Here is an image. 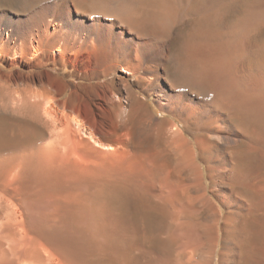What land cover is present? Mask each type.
<instances>
[{
    "label": "bare ground",
    "instance_id": "1",
    "mask_svg": "<svg viewBox=\"0 0 264 264\" xmlns=\"http://www.w3.org/2000/svg\"><path fill=\"white\" fill-rule=\"evenodd\" d=\"M71 3L72 0L46 2L29 16L28 23L14 21L10 16L0 13V26H4V29L16 26L9 38L18 43V48L13 50L14 60L27 59L30 63L34 62L35 66H40L42 62L61 60L64 68H71L72 72L87 79L99 80L116 70H120L124 77L113 78L109 84L105 81L83 84L70 92V100L73 98V101L70 103L68 98V105L64 101L62 104L59 102L61 95L56 94L58 90L51 84L52 78L47 76L48 83L32 91L30 105L43 109V114L32 118L44 122L51 119V116L55 118L59 115L60 120L67 123L72 146L74 144L75 149L80 151L79 154L75 153L72 148L73 156L68 158L73 159L72 162L79 167L78 173L84 174L86 179L83 183L89 179L94 183H107L106 180H125L128 183L131 176L128 173L133 175L136 167L131 170L123 165L128 162H123L121 157L126 149V143L123 142L130 139L129 127L133 128L142 118L148 100L152 99L162 113L177 117L184 125L193 126L200 133L194 140H190L182 129L165 117L146 116L149 120L142 122V125L149 128L148 138L153 139L158 146L140 151L146 153L143 158L146 159L143 166L145 170L142 169L145 171V183L139 182L142 176L137 180L139 172L133 175L142 184L140 188H145L146 195L155 202L147 207L151 208L155 204L159 213L170 220L183 239L181 256L184 258L177 260L178 264H250L253 258L255 264H264V42L259 44L255 39L259 26L264 24V8L244 14L236 7L241 4V0H118L117 6L111 5L116 6V17H104L101 15L104 13L92 12L88 14L87 20L73 16ZM227 18L232 19L226 24L224 20ZM50 21L60 27L53 34L49 33ZM187 21L190 26L180 47L184 55L182 57L178 54L182 58L174 63L177 77L174 74L175 79L172 81L164 69L169 44L174 29L185 25ZM1 30L0 41L3 33ZM9 44L6 42L4 46ZM116 80L122 85L115 87ZM132 82L144 86V99L132 90ZM168 124L171 125L166 128ZM4 131L7 135L13 129L10 126L0 128V136L5 135ZM108 136L115 137V143L109 139L107 141L111 144L104 143V138ZM241 147L245 148L246 154ZM198 154L206 165L198 161ZM162 159H169L173 164L170 167L168 165L166 171L163 167L164 176L155 181L157 178L154 180L152 174L156 166H162L163 163L167 167ZM113 163L116 164L114 168L106 166H113ZM116 167L124 169L118 173ZM110 169L118 175H114L116 172ZM126 173L130 176L127 177ZM76 176L72 178L81 181V177L79 179ZM133 176L130 183L135 181ZM207 179L210 182L209 188L205 184ZM89 182L88 187L92 184ZM120 183L121 189L129 190L128 186L125 187L127 184L124 186L122 181ZM108 184L114 186L116 183ZM93 185L96 186L92 184L91 187ZM116 185L115 188H119ZM107 186L102 187L108 190ZM91 187L90 190L93 189ZM111 189L113 187L110 188L112 193ZM130 190H134L133 187ZM89 191L87 188L75 191L76 199L69 192L68 197L72 199H68L70 203L64 201L69 204L62 203L66 205V211H62L63 216L55 214L56 219L61 218V227L52 226L56 230L47 229L49 232H45V228L42 230L45 232L44 237L43 232L39 235L63 264L105 263L100 259L102 249L99 250L95 244L100 238L93 231L99 221L105 220L113 226L117 219L115 221V217L112 218L114 207L108 206V201L104 202L107 199L102 200L101 194L96 196V193L90 191L99 198L96 201V198L89 195ZM99 191L104 192L102 189ZM124 191L126 193L127 190ZM144 191L141 190L142 194ZM97 193L99 195L100 192ZM109 198L115 201L112 194ZM149 198L147 201H152ZM71 200H76V203L72 202L75 203L73 206H70ZM99 200L104 203L99 205ZM67 205L70 207L67 208ZM108 207L113 208V211ZM122 208H118L120 212ZM149 211L146 209V212ZM140 213L138 215L142 216ZM133 214L137 215L136 212ZM119 215L122 217V214ZM121 217L118 216L119 219ZM38 247L30 250V258L36 259L35 262L32 260L33 264H41L45 256ZM22 255L26 256V253ZM152 259V264H172L160 255ZM116 264L140 262L130 261L121 255Z\"/></svg>",
    "mask_w": 264,
    "mask_h": 264
},
{
    "label": "rangeland",
    "instance_id": "2",
    "mask_svg": "<svg viewBox=\"0 0 264 264\" xmlns=\"http://www.w3.org/2000/svg\"><path fill=\"white\" fill-rule=\"evenodd\" d=\"M49 1L51 0H0V13L10 16L14 21H20L21 23H24L30 19L29 16L31 17L32 14H34L37 10H39V8H41L43 4ZM72 1H73V3H71L73 4L72 11H73V16L75 18L78 17V18H84L88 20L89 17L87 16L88 14L92 12H96L99 14L104 13V14H101L104 17L105 16L106 17H116L115 16L116 12H114V8L117 6L118 0H88L87 2H84V1L82 2V0H78L80 2H78L77 0H72ZM87 3H89L90 5ZM113 4L116 6L115 7L111 6ZM236 7H239L240 8L239 11L241 10V12L245 14V12H248L251 10H259V9L264 8V0H241V4H238ZM112 12L114 13L113 16H112ZM48 18L52 19L51 16H48ZM231 19L227 18L226 21L224 20V23L227 24V21L230 22ZM52 21L49 22L50 24L49 33L51 34L55 33V31H57L60 28L59 25L54 24ZM189 26H190V22L187 21L185 25L175 28L174 35L172 36L170 40L169 55L167 58V62L164 65V69L166 70L169 78L172 81L173 79H175L174 74L176 75V73H174L175 71L174 63H176V61L180 59L181 57L180 55H182V57L184 55L182 53L183 51L180 50L181 49L180 47L184 39L187 36ZM3 27L4 26H0V28H2L1 31L3 32L2 38L0 41L1 42L0 43V128L2 129L5 126H10L12 127L13 131L7 132V135L5 134V131H4L5 137L3 135L0 136V264H33L32 260H34L35 262L36 259L30 258L32 257L31 256L32 251L30 252V250L32 248L35 249L36 247H38V245L40 248L38 247L37 249H40V250L42 249L41 252L45 254V256L43 257L44 259L41 260V264H63L55 255H53V252L51 253L52 250H49L50 249L49 244L46 243L45 240L43 241V239L40 238L39 235H42V232H43L42 230L45 228H46L45 232L47 231L49 232L50 230H56L53 227L55 228H58V226L61 227V221H60L61 218L59 220L56 219L57 216H55V214L60 213L58 214V216L59 217L63 216L62 213L66 211V205L64 204L62 205V203L65 200L69 201L68 199L71 198L70 197L71 195L73 196L72 197L73 199H76L75 196L77 195V193L75 191L79 192L80 188H87L89 191L90 190L89 188L91 187L92 184L96 185L98 182H101V181L97 182V180H95L97 183H94L92 179L88 178L89 181L92 182L90 187H88L89 181L86 183H83L85 182V179H86L84 177V174L80 172V174L82 175L81 176L78 173L79 167L74 164L75 162L74 163L72 162L73 159L72 160L69 159L71 156H73L72 148L74 150L73 152L75 153H78V152L80 153V151L75 149L74 144L72 146V142H71L72 139L68 132L67 123H65L64 121H61L60 118L58 117L59 115L56 116L55 118L51 116V119H47V121H44V122L43 121L38 122L36 121V119H33L32 118L33 116H38L39 114H43V109L38 106L30 105L31 96H33V92L35 90L40 89L41 85L43 86L46 85L48 83V79L52 78L51 80L53 81V83L51 84L55 86L58 90L57 91L58 93L56 94L58 96L61 95V97L58 98L59 102L61 104L66 102L69 105L70 103H72L71 101H73V98H71L70 100V92L74 91L75 89H78V87H80L81 85L90 84V83H100L104 81L107 84H109L113 78L118 79L119 77L123 78L124 76H123V73L120 72V70H116L99 80L98 79H87V78H84L82 75L75 73L74 71L72 72L71 68H64V65L62 64L61 60L55 61V62L47 61V63L42 62L40 66H35L34 62L30 63L29 61H27V59L14 60L15 56H14L13 50L16 49V47L18 48V43H15L14 40L9 39V38H10L11 33H13V31L16 30V26L15 27L13 26L11 28H5V29ZM259 27H260L258 30L259 32L257 33V36L255 39L257 43L260 44L264 42V24H262ZM6 42L10 43L9 44L10 46H7V47L4 46ZM178 54L180 55L178 56ZM143 77L148 79V76L146 75H144ZM130 80H134V78L133 79L131 78ZM176 82L179 83V80L177 78H176ZM114 83H115V87L122 85L118 80L114 81ZM131 87L137 96L139 95L140 98H143V99L145 98L146 94L144 92L143 85L141 84L138 85L137 83L134 84L132 82ZM68 98L70 100V103L68 101ZM148 102L149 104H147L148 106H145L146 112L145 114H143L142 118L136 124L133 125V128H131V126L129 127L130 133H131L130 139L123 142L124 144L126 143L125 146L123 143L121 144L126 149L124 152L125 155L122 153L123 155L122 156L120 155V156L122 157L123 162L124 161L125 162L128 161V162L123 164L122 161H120L118 157L119 162L127 166V168L131 169L133 167L132 169H134L136 167L135 169L138 171L134 169L133 175H136L139 172V175L138 174L136 175L137 180H139L141 176L143 177L140 179L141 181L139 180L140 183H145L143 181V179L145 180L144 178L145 171L142 170L145 167L144 164L146 162L145 161L146 159L143 160V158L146 157V153L144 151H146L147 148L149 150L150 147L153 149V146L155 147L158 146L156 145L157 143L153 141V139L148 138L149 128L147 126L144 127V125H142V122L149 120L146 118V116L147 117L149 116L165 117L166 120H169V122L171 121L170 123L176 124L180 129H182L185 133V136L188 137V139L190 140H194V138L200 134V133L199 134L197 133V131L195 130L193 126L190 127V126L184 125L177 117H174L166 113H162L157 108V106L155 105L152 99L148 100ZM53 118L58 119V120L55 121ZM169 125L171 124H168L166 128H169L170 127ZM21 132H23L24 135ZM11 133L12 135L15 134L14 137L11 135ZM205 133L208 135L207 132ZM104 139L105 140H103V142L106 144H108L109 141L110 142L113 141V143H115L114 142L115 137L108 136ZM108 139L109 141H107ZM110 142L109 144H111ZM68 147H70L71 150L70 148L68 149ZM124 147L122 148L124 149ZM241 149L245 150L244 147H241ZM142 150L144 151L141 153L140 151ZM244 150L243 152H245L246 154V150L245 151ZM70 151L71 153H69ZM123 151L124 150H122V152ZM243 152H242V156L245 155L243 154ZM142 154H145V156ZM80 155L83 156L82 153ZM135 159L137 160L138 165L136 164ZM197 159L198 161H200L201 163L203 162L204 165H206L203 158L199 156V154L197 156ZM167 160L168 162L166 163ZM119 162L116 161L117 164ZM163 162L167 165V167H165L163 163H162V166L160 164L159 166L158 165L156 166L158 170L155 168L154 172L156 174L154 172L152 174L153 179L157 178L156 180L154 179L155 181L162 178L161 176L163 175L162 174L163 167L165 168V171H166L167 170L166 168H168V165L170 167L173 164L172 161L169 159H166ZM127 164H130V165H127ZM114 165L116 166L115 163H113V166L112 164L106 165V166H109V167L111 166L114 168L115 167ZM117 166L119 167V164ZM76 168L78 171L76 170ZM116 168L115 170L119 169V168L117 169ZM106 169L109 170V168H106ZM122 169H124V167ZM121 170L119 169L117 170V172L118 171L121 172ZM126 170L128 171V169ZM131 170H129V172ZM74 171L77 172L79 175L76 174ZM114 171L112 170L113 173L116 172ZM117 172L114 175L116 174L118 175L119 172L118 173ZM64 173H67V174H64ZM127 173H126V176L129 177L130 175L128 176ZM163 173L165 174V172ZM70 174L74 175L72 176L73 178L76 175H78V177L77 176L76 177L79 178L80 176L81 181L82 179L84 181L81 182L78 179L76 180V178L73 179L72 177H70L71 176ZM128 174H131L130 176V181H131L132 180L131 178L133 175L132 173H128ZM62 175L64 178L62 177ZM98 175L100 174L98 173ZM134 177L135 176H133V178ZM137 180L135 179L136 183L138 182ZM76 181L81 183L80 186L77 185L79 183H77ZM116 181L117 180H115L114 182L112 180L108 182V180H106L107 183H104V181L101 182V183H104V185L102 184V186L106 187L108 185L107 186L109 187L108 190L107 188L100 186L101 183H99L100 185L97 184L98 186L93 185L96 190L93 188V186L91 187V189L92 188L93 189L90 190L91 192L95 190L93 193L94 194L96 193L97 194V195L95 194L96 196H100L101 194V197L104 196L105 194L106 196L108 195L109 197H111V194H112V197L115 199V201H113V199L109 198L108 196L107 197L105 196L102 198L100 197V199L102 200H104L103 198H106L107 200H104V202L106 203V201H108L107 202L108 206L114 207V209L113 208L110 209L109 207L108 209L110 211L114 210V213L112 214L111 212L110 214H112V216L114 215L112 218L115 217V221L117 219V221L113 223L114 225L111 224L113 226H110L109 224H107L105 220L99 221V223H97L95 226V230L93 231V233L100 238L96 240L95 244L99 250L102 249L103 253H102V256L100 257L101 261L103 263L105 262L106 264H109V263L112 264L114 261L113 264H116V262L118 261V258H120L122 255L125 258L128 257V260L130 261L133 260L136 262H140V264H152L153 259H154V258L152 259V257H154L155 255L156 256L160 255L164 257L168 261V263L178 264L179 261L183 260L184 258L183 256H181L182 251H183V239H181L177 231H175L174 226L172 225V223H170V220L166 218L165 216H163L161 213H159L160 210L155 204L152 206L153 208H155L156 206L155 211L153 210L152 207L151 208L147 207L149 205L151 206V204L155 202L153 201V199L149 198L146 195V192L144 191L145 188L144 189L140 188L142 184H140L139 182L138 184H135L134 183L135 181L134 182L132 181L133 183H130V181H127L128 183H126L125 180H124L125 183H123L124 182L123 180H118V182ZM121 181L124 186L127 184L125 187L128 186L129 190L127 188L126 189L120 188L122 186V185L119 186V184H121L120 183ZM74 182L76 184H74ZM110 182H112L113 184L118 183V185L116 184L115 185L116 187L119 186V188L118 187L115 188V185L114 186L109 185L108 183ZM133 184H135L136 186ZM205 184L208 188L210 187V182L208 179L205 181ZM70 185H71V188H70ZM111 186L113 187V190L111 189L112 193L110 192V188H112ZM131 186L133 187L134 190H130L132 189ZM143 186H145V184H143ZM96 187L98 188L101 187V189L104 190V192L106 193L104 192L102 193L101 191H99L101 189L97 190ZM114 189L116 193H114L115 192ZM140 189L144 191L143 192L144 194H142ZM124 190H127L128 192L126 191L125 193ZM96 191L100 192L99 195ZM69 192L70 193L72 192V193L68 197ZM107 192L110 193V195ZM93 193H90L89 195L93 196L92 198H96V201H97L99 198L96 197ZM115 194L117 195L119 194V195L115 196ZM124 194H128V195H124ZM145 195L147 197L143 198ZM61 196L63 198H61ZM128 196L129 197L131 196V197L129 198ZM120 197L121 198L123 197L125 199H121ZM147 198H149V200H152V201H147ZM109 199L110 200L112 199L111 202H109L110 201ZM138 199L139 200L141 199L140 201H142L143 203H141L140 201L136 202ZM102 200H99L101 203L98 201L99 205L100 204L102 205L104 203V202L102 203ZM126 200L129 202H127ZM72 202L76 203V200L74 201L71 200L70 206H73L75 204V203L72 204ZM118 202L120 205L118 204ZM123 202H126V204L125 203L123 204ZM130 202L135 203L134 205L132 204L133 207H131L132 205ZM64 203L66 204L67 202H64ZM116 203L118 204V206H116L117 205ZM121 206L126 209H123ZM145 206L147 207L146 208L147 211L151 210V212L150 211L146 212ZM69 207L67 205V208ZM118 208H122V211H121L122 213L120 212L121 209L119 210ZM127 208H129L130 210ZM117 209L120 213L117 211ZM143 209L144 211H142ZM48 210H50L49 213H48ZM123 210L126 213V214L124 213V215H123ZM140 211L141 213L144 212L145 214L140 213V215L142 216H139L138 213ZM117 212L119 214H122V217L119 214L115 216ZM131 212L133 213L136 212L137 215ZM143 214L146 217H144ZM39 215L41 217H39ZM118 216L121 217L122 219L121 218L119 219ZM50 217L53 219H51ZM131 217L133 219H131ZM54 219L57 221H54ZM113 220L114 219H112L111 221ZM116 223L118 224L116 225ZM99 225L101 226V228L99 227ZM48 226L49 228H47ZM47 229H50V230H47ZM126 229L128 230V232ZM45 232H43V235H42L43 237H44ZM68 232H71V230ZM110 233L111 234L113 233V234L111 235ZM37 235H38V238L42 240H39L37 238ZM38 240L42 241L43 243L39 242ZM132 241L134 242V244ZM22 251L26 253V256L22 255V254H25ZM46 257H48V259ZM115 258H116V261H115ZM250 264H255L254 258L250 261Z\"/></svg>",
    "mask_w": 264,
    "mask_h": 264
}]
</instances>
